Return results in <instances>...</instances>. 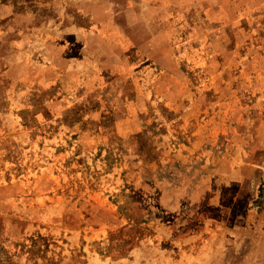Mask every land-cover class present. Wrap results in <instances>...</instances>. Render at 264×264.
Listing matches in <instances>:
<instances>
[{
    "label": "rangeland",
    "instance_id": "obj_1",
    "mask_svg": "<svg viewBox=\"0 0 264 264\" xmlns=\"http://www.w3.org/2000/svg\"><path fill=\"white\" fill-rule=\"evenodd\" d=\"M0 264H264V0H0Z\"/></svg>",
    "mask_w": 264,
    "mask_h": 264
}]
</instances>
